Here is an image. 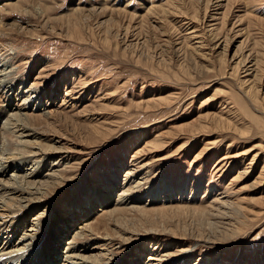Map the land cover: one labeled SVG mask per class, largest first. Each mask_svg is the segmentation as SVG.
Here are the masks:
<instances>
[{
    "label": "rangeland",
    "instance_id": "obj_1",
    "mask_svg": "<svg viewBox=\"0 0 264 264\" xmlns=\"http://www.w3.org/2000/svg\"><path fill=\"white\" fill-rule=\"evenodd\" d=\"M0 31L4 80L18 84L11 109L31 100L19 113L34 148L52 152L15 160L24 164L0 179L40 164L36 182L60 176L41 198L20 196L29 211L0 217L22 218L5 232L14 242L35 233L16 264H45L48 245L54 264L71 247L92 264H122L142 246L135 264H264V0H0ZM54 87L47 105L35 101ZM3 136L16 158L34 150ZM112 167L110 203L78 219L60 211L73 198L86 207ZM163 184L185 195L151 200ZM12 196L0 192V212L17 207Z\"/></svg>",
    "mask_w": 264,
    "mask_h": 264
},
{
    "label": "bare ground",
    "instance_id": "obj_2",
    "mask_svg": "<svg viewBox=\"0 0 264 264\" xmlns=\"http://www.w3.org/2000/svg\"><path fill=\"white\" fill-rule=\"evenodd\" d=\"M0 38H1V33H0ZM6 47L7 46H5L2 42H0V54L2 53L3 50H5L4 53L7 51ZM7 69H8L7 66L4 65V63L0 60V167L2 165L1 164L2 161H4V160H6V162H7V160L9 162L14 160V162L13 163H5L3 168H0V177L1 178L5 175V170L8 168V166H11V167L16 169L17 166H19L20 164L23 163V162L22 163H17V162H15V160H21V161L25 160L26 161L29 158L31 160H33L34 158H37V156H40L41 157V161H43L46 155H50L52 153L50 151L51 147H49V146H47L44 151H42L39 148L38 149L34 148V146H36V144H37L36 142H34L37 133L35 132V130H34V132L29 131L28 126H26L27 124L25 122H23L22 115L19 113L20 110H22L23 108L25 110V109H29L31 107V106L26 107L27 104H29V102L31 100H29V98L26 99V97H24V98L21 99L22 102L20 104L16 105V108L11 109V107H13V106H11L10 103L14 102L13 93H15V92L18 93V90H17V85L18 84L16 83V84L13 85V84H10L9 82L4 80L11 73L10 71L7 72ZM38 76H40V75H38ZM38 79L39 78H37L36 80H38ZM34 84H36L35 81L32 83V85H34ZM57 87H59V85ZM73 90L74 89L66 90V92L68 91L67 94H69L68 97L73 96V92H74ZM49 92H50V98L53 97V99H54L57 96L58 88L54 87L51 90H49V88H48L46 91H43L42 93H40V95H41L40 98L36 97L35 101L36 100L37 101L38 100H42V103H44V106L47 105V103H48L47 101H49V99H50L49 96L47 95V94H49ZM27 93H29V92H27ZM35 93H36V91H35ZM47 96H48V98H47ZM45 98H46V100L48 99L46 102H44ZM66 98L67 97L62 99V104H61L60 107L65 105L64 103L66 101ZM30 99H33V97L31 96ZM71 99L76 100L77 97H73ZM13 105L15 106V104H13ZM25 116H27V115H25ZM27 117H29L28 119H30L31 117L36 118L35 115H28ZM27 117H26V119H27ZM51 117H54V115L51 116ZM1 121H3L4 123L2 124ZM3 135H10L11 137L16 138V140H18V141L15 140V142L13 144L17 145V147H19V148L21 147L22 149H24V148H27V147L29 148V146H30V148L33 147L34 150H30L28 152L30 154L29 156H26L28 158H25V156H23V155H21V157H19V158H16L15 155H14L15 152H13V151L17 150V149H13V150H11V152H6V151H9L8 148L11 147V146H8V143L5 140ZM10 140H12V139H10ZM25 153L26 152H24L23 154H25ZM136 154H138V153H136ZM34 156H36V157H34ZM39 160L37 161V163L41 162ZM35 164H36V161L34 162V165ZM28 166H30V169H28V170H30V171L34 170L33 169V167H34L33 163L28 165ZM42 167H43L42 164L38 165L36 167L37 173L33 174V175H32V172H27L26 174H23L22 176L21 175L20 176H18V175L16 176V174L15 175H11L10 177H8V179L6 181H3V180L0 179V192L10 194V196L12 194H15L17 197H20L22 195L26 196V194L29 197H31L32 195H40V197H38V198H41L42 197L41 195H43V194L45 195V191L47 192V190L43 186V183H45V182L49 183V184H51L50 186L52 187V185L56 184L60 180V176H58L57 173L54 172V170H53V171H51V173L46 174V177H47L48 180L46 179V181L45 182L43 181V183L36 182L35 178H37V176H39V175L41 176L40 170L42 169ZM112 168L114 169V167H112ZM140 168H141V166H140ZM110 171H113V170H109V172ZM109 172L107 174L101 176V178H99L100 181L97 182V184H96L97 186L99 184H102V186L104 187V190L100 189L98 193L96 192L97 194L94 193V195H91V197L89 199H87V203H86L87 206L86 207L83 205L84 202H81L82 201L81 198H79V199L73 198V199H68L64 203V205H62V210H60V211L68 212V213L71 214V217H75L74 219H78L80 217H85L86 214H90L91 211H93V209L95 207H98L99 204H104V203H107V202L110 203V191H107V190H109L113 186H116L115 176L117 175V171H115V169H114L113 172H111V173H109ZM127 175H132V174H131V172L128 171ZM42 176H43V174H42ZM19 179H21V180H19ZM139 184L140 183H138L136 185L138 186ZM43 188L45 189L44 191H42ZM98 188H100V187L98 186ZM132 189H135V185L134 186L130 185L126 189L125 188L121 189V191L119 192L120 200L118 198L117 201H119V202L116 201L117 202L116 206L117 205H122L124 203H127V201L129 199H126V196L128 195L129 192L131 193V191H133ZM155 190L158 191V193H155ZM155 190L153 191V193L151 195V197H152L151 200L155 199V195L157 197L158 195L163 196V195L170 194V197L172 196L174 198H177L179 195H181L180 197H183L185 195V193H184V191H182V189H180V188L175 189V187L173 188L172 185L163 184L162 186H160L158 188V190L157 189H155ZM42 192H44V193H42ZM129 195H131V194H129ZM79 196H80V194H79ZM21 198L22 197H20L17 200V198L12 196V198L9 201V202H12V203H9L7 201V204L9 203V205L12 206V204H14V203L16 204L17 203V205H16L17 207L15 206L16 208H13V209H11L10 207H8V209L6 208V210L4 209V211L0 212V217H2V218L9 217V213L15 214L21 208L27 209V210L30 209V207H31L30 203H29L30 205L28 204L26 206H24L22 203L21 204L19 203L21 201L20 200ZM30 199H28V200L32 203V201L36 200L37 198H32V200H30ZM132 199H134V198L131 197L130 200L132 201ZM139 199L140 198H138V200ZM28 200L24 199L25 203ZM137 209H139V208H137ZM9 210L10 211L12 210V212H10ZM16 217H14V219L10 218L13 221L17 220L16 222H11L9 224L8 222L5 221V222H2V224L0 223V227L4 225L2 227V229H0V232L3 229L6 230V231H4L3 235L6 234L5 232H7V229L11 225H13V223H15V226L11 230H9L11 232L10 233L11 235H12V233H15V227H20V225L22 224L21 223L22 222V218L21 217L20 218H16ZM58 219H59L58 217L56 219H54V220H56V224H57V222L59 223ZM67 220H68L67 217H64V219L62 218V221L64 222V224L67 222ZM57 230L58 229L54 227L53 232L55 234L57 232L58 234H60V236L62 234L66 233L65 231L59 233V231H57ZM10 234H6V236L3 239L0 240V242L3 244L2 248L0 249V264H6L7 262L9 263L10 260H13V262L15 260L17 262L18 259H20V258L22 259L23 258L22 253L26 252V247H28V245H31L34 242L33 240L35 239V233H29V234H24L23 233L24 236L22 235L23 237H21V240H19L20 242L18 240L16 242H14V239H11ZM25 242H27V243H25ZM47 244H48V242H47ZM147 248H149V246ZM77 249H79V248L71 247L70 250L66 251L65 252V253H67L66 254V257H67L66 260L68 262L65 260V261L62 262V264H92L93 261H95V259H91L90 256L89 257H85L84 255H81V253L80 254L77 253V252H79V250H77ZM145 249L146 248H144L142 246L140 249H138V251H137L138 254L134 255L135 258H133L131 260H128V261H124L122 264H135L136 261L139 259L140 255L143 254V252H145ZM22 250H25V251H22ZM55 250H56V248H54V247L51 248L50 245H48L46 247V249L44 250L46 252V257H44L45 261H43V262H45V264H54L55 263V260L57 258V253H56ZM146 251H147V249H146ZM24 255H26V254H24ZM39 256H40V254H39ZM154 257L155 256L149 257V260L157 261V262H160V263L163 261L160 257L156 258V260L155 259H151V258H154ZM22 261H24V260H22ZM32 264H33V262H32ZM152 264H157V263H152Z\"/></svg>",
    "mask_w": 264,
    "mask_h": 264
}]
</instances>
